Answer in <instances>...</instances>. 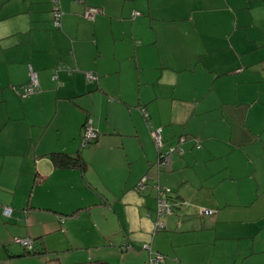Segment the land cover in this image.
Instances as JSON below:
<instances>
[{
    "label": "crops",
    "instance_id": "crops-1",
    "mask_svg": "<svg viewBox=\"0 0 264 264\" xmlns=\"http://www.w3.org/2000/svg\"><path fill=\"white\" fill-rule=\"evenodd\" d=\"M59 3L62 15L55 28L50 0H0V66L14 74L4 86L15 85L22 98L14 108L7 101L0 118V134L6 126L11 130L0 154L20 155L12 169L18 177L13 186L2 175L3 162L0 165V264L93 258L111 264H152L145 244L164 255L158 264H220L217 249L209 244L193 255L186 253L185 239L176 234L183 220L176 222L171 212L156 213L157 186L171 188L168 197L180 201L190 182L210 195L214 192L204 175L213 170L206 160L214 154L212 130L218 118H202L203 127L197 130L192 117L199 109H214L216 117L227 121L235 104L264 88V0ZM89 6L98 8L92 18L84 15ZM132 11L137 13L132 16ZM59 63L64 64L57 70L60 84L52 78ZM29 66L37 72L39 88L21 96L18 91L28 81ZM88 71L95 78H89ZM221 77H227V83ZM3 98L7 100L6 92ZM142 109L152 126H161L166 144L185 135L182 151H173L166 166L157 165ZM86 119L96 137L82 144ZM26 147L31 148L27 155ZM51 151H80L84 171L55 167L47 155ZM143 175L145 185L138 189L135 185ZM37 183L46 186L42 204L31 202L33 191L26 212L8 204V188ZM263 190L258 180L255 195ZM6 205L11 207L8 216L2 213ZM34 210L48 211V218H35ZM251 218L245 233L255 242L245 253L257 252L262 257L258 264H264V208ZM218 219L199 218L197 226L206 228L201 232L206 241L218 235L212 230ZM158 220L163 227L155 230ZM48 234L54 235L51 241L57 247H48ZM18 235L32 237L44 252L24 253L13 240ZM49 250L62 255L41 257ZM240 261L236 255L230 264Z\"/></svg>",
    "mask_w": 264,
    "mask_h": 264
},
{
    "label": "rangeland",
    "instance_id": "rangeland-1",
    "mask_svg": "<svg viewBox=\"0 0 264 264\" xmlns=\"http://www.w3.org/2000/svg\"><path fill=\"white\" fill-rule=\"evenodd\" d=\"M262 61L261 70H263ZM12 76L14 74H8L7 69L0 66V118L5 113L7 101L8 105L14 108L16 104H20L22 99L18 96L15 85L7 82L6 86H4V83ZM221 80L227 83V77H221ZM2 92H6L7 100L5 98L1 100ZM222 93L224 94L223 91ZM13 94H17V99L13 97ZM255 96L257 98L251 99ZM206 99L207 97H204L203 101ZM235 105L230 110V116L227 121L220 120L219 118L221 117L219 116L216 117L214 109H199L195 116L192 117L197 130L203 127L202 118H218V120H214V124L212 123V131L215 132L213 134L215 144L212 145L214 154L206 160L208 167L211 165L213 170L210 174L204 175V180H210V183L214 185V192L212 191V195H210L208 194L209 192L206 193L205 188L196 187L193 185L195 182H190L185 186L186 196L182 199L179 206L172 207L171 214L173 213V216L176 217V222L179 219L183 220L181 223L183 228L190 227L188 228L189 230L180 228L178 229L179 231H176V234L182 236L185 239L184 241H186L183 243L186 247V253L193 255L209 244L217 249L218 256L216 258L221 261L220 264H230L236 255L240 256L241 261L239 264H258L262 260L260 254L257 252L245 253V247L255 242L252 234L247 235L245 230L253 222L251 216L258 213L261 208H264V190L257 192L255 195L258 180L260 184L264 183V88H256L252 91L250 98L243 99L241 103L238 102ZM207 127L204 129L206 133L210 132ZM10 131L9 126L2 130L0 134V149L5 148L4 142H8L7 137L9 138L8 133ZM187 135L191 137L190 134ZM193 139L199 140L198 136H194ZM172 142L167 145H175L177 143L175 139ZM79 143H82L81 139ZM21 148L16 150L20 152ZM29 150L31 148L26 147L24 154L27 155ZM19 157L20 155L16 153L12 155L0 154V165L3 162L2 175L5 179L10 180L12 186L18 179L15 175L16 171L12 172V169L18 162L16 158ZM202 162L198 161L197 163L200 165ZM159 183L168 185L162 182ZM30 184L25 188H8L6 190L8 200H10L8 204L12 205L14 209L26 212L27 201L32 191L31 202L37 206L42 204L44 201L42 199L43 196L46 197L45 192H42L46 190V186H41L37 183L36 186L34 184L31 188ZM202 208L210 209L212 212L204 213L201 211ZM33 212L35 213V218H48V211L41 210L39 212L34 210ZM218 215L217 226L212 228L218 235L214 236L213 240L206 241L207 236H202L201 233L206 228L198 227L197 222L203 216L217 217ZM64 217L68 216L65 215ZM53 236L52 234L47 235L48 247H57V242L51 241ZM194 238L198 240H190ZM37 245H39L38 242L34 244V247ZM19 247L17 245V248ZM61 247L65 249L64 247H67V244L64 243ZM19 250H21V247ZM79 250L81 249L72 251V253L80 252ZM57 253L62 255L61 252ZM57 253L49 250L45 256L41 257L48 258L51 254L56 255ZM31 259L33 257L29 258V260Z\"/></svg>",
    "mask_w": 264,
    "mask_h": 264
},
{
    "label": "built area",
    "instance_id": "built-area-1",
    "mask_svg": "<svg viewBox=\"0 0 264 264\" xmlns=\"http://www.w3.org/2000/svg\"><path fill=\"white\" fill-rule=\"evenodd\" d=\"M51 2V11H52V23L54 26H60V17L62 15V10L60 8L59 0H50ZM98 12V8L94 6H89L84 9V15L88 18H92L94 14ZM137 11H132V16L135 15ZM63 65L59 64L56 67L61 68ZM262 74L264 76V60L262 61ZM86 75L89 78H95V75L88 71ZM22 95H29L32 92L38 90L39 82L37 78L36 70L29 67V80L24 85H22ZM142 114L145 118L146 124L149 128V132L153 139L154 147L156 150V161L158 166H166L170 154L173 151L181 152L182 148L180 146V142L185 139V135H181L178 138V141L175 145H167L162 138L161 135V126H152L150 118L146 111L142 109ZM96 137V132L93 126L90 123V120L86 119L82 124V132H81V142L82 144H86L87 142L92 141ZM199 145V144H197ZM146 182V175H143L136 183L135 187L138 189H142ZM158 194H157V206H156V213L157 215H163L165 213L172 212V206L170 198L168 197L171 188H167L165 186H157ZM204 213L212 212L210 209H202ZM11 207L6 205L3 207L2 213L6 216L10 215ZM163 227V223L158 220L155 223V230H160ZM13 240L19 243L24 249L32 250L34 246V240L32 237L29 236H15ZM148 248L149 251V261L152 264H158L160 261L163 260L164 255L158 251H152L147 244L144 245Z\"/></svg>",
    "mask_w": 264,
    "mask_h": 264
},
{
    "label": "trees",
    "instance_id": "trees-1",
    "mask_svg": "<svg viewBox=\"0 0 264 264\" xmlns=\"http://www.w3.org/2000/svg\"><path fill=\"white\" fill-rule=\"evenodd\" d=\"M52 14V11H51ZM61 19V17H60ZM51 24L53 27H59V26H54L52 23V15H51ZM61 65L64 66L63 63H59ZM57 64V65H59ZM62 66V67H63ZM31 68H33L32 66H29ZM34 69V68H33ZM60 68H55V70L52 73V78L56 80V82L58 84L62 83L58 80L57 78V70ZM263 71V70H262ZM37 73V72H36ZM38 78V77H37ZM29 80V77H28ZM28 82V81H27ZM25 83L21 84L24 85ZM37 91V90H36ZM22 88L20 91H18V93L22 95ZM35 92V91H34ZM33 93V92H32ZM27 96V95H24ZM91 142V141H90ZM52 162V164L55 167H77L78 169H80L81 171H84L85 166H86V161L84 160L83 156L81 155L80 151H74V152H67V151H51L48 152L47 154ZM171 199V198H170ZM171 206H179L180 203L182 202V200H176V199H171ZM173 209V208H172ZM75 211H73L72 213H74ZM37 239V238H36ZM24 249V248H23ZM26 252L24 253H30V254H36V253H42L44 251L41 250V248L38 246L34 247L33 250H26L24 249ZM63 264H111L109 262H107L106 260L100 259V258H93V259H89V260H85V261H77V262H70V263H63Z\"/></svg>",
    "mask_w": 264,
    "mask_h": 264
}]
</instances>
